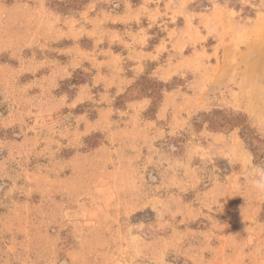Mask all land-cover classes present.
<instances>
[{"label":"rangeland","instance_id":"1","mask_svg":"<svg viewBox=\"0 0 264 264\" xmlns=\"http://www.w3.org/2000/svg\"><path fill=\"white\" fill-rule=\"evenodd\" d=\"M264 0H0V264H264Z\"/></svg>","mask_w":264,"mask_h":264},{"label":"clouds","instance_id":"2","mask_svg":"<svg viewBox=\"0 0 264 264\" xmlns=\"http://www.w3.org/2000/svg\"><path fill=\"white\" fill-rule=\"evenodd\" d=\"M248 183L252 190L258 194L264 195V170L251 174Z\"/></svg>","mask_w":264,"mask_h":264}]
</instances>
